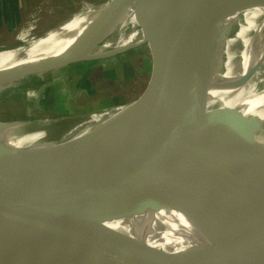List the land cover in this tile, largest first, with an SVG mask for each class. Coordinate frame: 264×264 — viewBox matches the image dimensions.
<instances>
[{
    "label": "water",
    "instance_id": "1",
    "mask_svg": "<svg viewBox=\"0 0 264 264\" xmlns=\"http://www.w3.org/2000/svg\"><path fill=\"white\" fill-rule=\"evenodd\" d=\"M134 2L105 0L93 7H103L100 21L109 25L110 31L93 44L87 58L68 53L47 61L28 58L19 65L18 61L30 49L25 42L0 50L21 49L8 62L9 67H16L0 72V102L47 85L76 69L117 64L124 76L123 92L99 109L51 122H0L51 132L37 143L39 147L48 144L58 149L64 134L76 125L96 115L136 106L120 126L111 129L101 141L80 146L74 156L55 152L49 154V163H42L0 145V264H232L249 252L182 259L147 245L145 239L137 238L144 244L137 243L104 225L118 224L148 209L174 211V193L100 217L79 214L78 210L100 190H106L108 198L118 196L138 180L136 176L141 172L175 165L242 140L249 143L255 121L233 108L207 110L209 90L222 93V97L214 96L222 102L264 110V97L261 104L254 101L264 93L262 35L260 41L253 36L240 53L227 61V66L224 60L207 69L186 67L198 59L201 45H178L189 36L179 37V31L174 29L188 14L187 10L191 12L201 4L247 6L264 4V0H151L139 5L134 13L148 15L143 28L156 53L153 61L140 58L131 46L99 50L116 41L115 28L130 13ZM199 18L190 17L183 26L198 31ZM63 23L33 39L45 38ZM73 35L74 32H67L65 39ZM240 63L246 70L242 77L240 70L236 72ZM226 73V80H218L225 78ZM41 122L42 125L36 124ZM228 191L224 206L238 215L247 229L264 236V215L249 212L256 197L264 192V163ZM263 249L264 245L256 261L262 258Z\"/></svg>",
    "mask_w": 264,
    "mask_h": 264
},
{
    "label": "bare ground",
    "instance_id": "2",
    "mask_svg": "<svg viewBox=\"0 0 264 264\" xmlns=\"http://www.w3.org/2000/svg\"><path fill=\"white\" fill-rule=\"evenodd\" d=\"M149 1L151 0H135L130 7V13L125 15L115 28L114 40L116 41L104 44L99 50L109 46H131L137 53L145 49L144 46L150 45V39L143 28L148 15L144 12L141 15L134 13V9ZM233 5H224L227 9L226 13L213 14V9L218 7V4L215 5L212 2L201 4L191 12L187 10L191 16L188 17L187 14L174 27V29L179 28L180 35H189L190 29L183 24L186 25L193 14L201 18L207 10V13L214 17L213 21L207 20L205 25L200 26L208 33L206 38L209 42H203V31H199L192 43L178 44L180 46L201 45L198 49V59L195 58L192 64L186 67L196 65L211 69L212 66L224 60L227 66V61L240 53L253 36H256L254 39L257 41L263 39L264 4ZM102 8L90 7L85 12L74 15L64 21L61 28L50 31L43 39L35 40L27 34L22 35L19 40L25 42L30 49L25 57L18 61V64L25 63V59L28 58L47 61L68 53H78L87 58L86 55L93 49V44L110 31L109 25L100 21L99 12ZM181 30L186 32L183 33ZM67 32H74V35L65 39ZM20 51L21 49L0 51V69L9 67L8 62L11 57ZM93 52L92 50L91 53ZM243 57L245 58V53ZM240 64L236 72L240 70L242 72L240 77H242L246 70L242 67L243 64ZM9 68L2 69L0 72ZM227 73L225 78H218V80H226ZM209 91L207 110L233 108L246 119L255 121L251 128L253 139H250L249 143H243L242 140L238 144L224 146L175 165L141 172L136 176L138 180L126 186L118 196L111 195L113 198H108L106 195L110 194L106 190H100L94 199L86 202L78 211L81 216L100 217L174 193L177 197L174 211L148 209L142 215L132 216L117 222L118 224L105 223L104 225L137 243L144 244L137 238L145 239L147 245L182 259L249 251L243 258H236L232 264H264V249L262 258L256 261L264 245V236H259L256 232L247 229L243 220L224 206L229 194L228 188L244 181L245 177L247 179L252 169L264 163V136H261L264 135V110L253 105L243 108L240 105L222 102L214 97H222V93ZM263 94L258 95L259 98L254 101L261 104ZM135 107L133 104L96 115L85 123L76 125L64 134L58 149H52L48 144L44 147L37 145L39 141L51 134L43 128L29 130L27 129L29 126L20 123L7 124L5 127L0 124V130L9 132L7 135L0 134V145L16 154L42 163H49V154L55 152H60L67 157L74 156L80 146L101 141L111 129L120 126L127 116L129 118L132 115ZM253 202L255 203L249 212L264 215V192L259 194ZM120 225L124 228L121 229Z\"/></svg>",
    "mask_w": 264,
    "mask_h": 264
},
{
    "label": "rangeland",
    "instance_id": "3",
    "mask_svg": "<svg viewBox=\"0 0 264 264\" xmlns=\"http://www.w3.org/2000/svg\"><path fill=\"white\" fill-rule=\"evenodd\" d=\"M102 1L105 0H42L38 6L29 7L25 12H21L19 18L15 20L11 32L7 31L9 28L5 29V27L0 26V50L23 44L24 42L19 40L22 35L27 34V36L36 37L74 15L81 14L88 8L102 3ZM2 2L3 0H0V3ZM224 7V5H219L213 9L212 13H226L227 9ZM1 13L2 11H0ZM192 17L195 20L198 19L194 14ZM213 18L206 10L205 15L199 18L201 19L200 26L205 25L207 20L212 19L213 21ZM190 31V34L187 35L189 39L185 42L192 43L199 31H203V42H209L206 38L208 33L201 27L198 28V31L191 29ZM181 32L185 33L186 31L181 30ZM181 36L179 34V37ZM144 47L145 49L139 50L136 54L147 61H153L156 53L152 48V43ZM146 60L144 61L147 62ZM99 67L102 68L99 77L95 74L90 75V78L88 77V79L93 80L91 86H88L90 80H88V84L86 82V76H88L90 69H76L57 77L47 85L0 102V122L38 120L51 122L52 120L87 113L112 103L124 90V76L117 64H105ZM96 68H92V70H96ZM36 124L42 125L43 122ZM1 125L5 127L7 124ZM8 133V131L0 130V134L7 135Z\"/></svg>",
    "mask_w": 264,
    "mask_h": 264
},
{
    "label": "crops",
    "instance_id": "4",
    "mask_svg": "<svg viewBox=\"0 0 264 264\" xmlns=\"http://www.w3.org/2000/svg\"><path fill=\"white\" fill-rule=\"evenodd\" d=\"M42 2V0H3L0 3V23L3 21L5 23H1V27H5L7 31L11 32V28H14V22L19 16L21 12H25L29 7L37 6ZM0 27V28H1Z\"/></svg>",
    "mask_w": 264,
    "mask_h": 264
},
{
    "label": "trees",
    "instance_id": "5",
    "mask_svg": "<svg viewBox=\"0 0 264 264\" xmlns=\"http://www.w3.org/2000/svg\"><path fill=\"white\" fill-rule=\"evenodd\" d=\"M100 72H102V68L101 67H97L96 68V70L95 69H90V72H89V74H88V76H86V78H87V80H86V82H87V84H88V80H90V82H89V85L88 86H91V84L93 83V80L92 79H88V77L91 75H93V74H95V76H97V77H99L100 76ZM90 78V77H89ZM82 85H83V83H81ZM16 97V96H15Z\"/></svg>",
    "mask_w": 264,
    "mask_h": 264
},
{
    "label": "built area",
    "instance_id": "6",
    "mask_svg": "<svg viewBox=\"0 0 264 264\" xmlns=\"http://www.w3.org/2000/svg\"><path fill=\"white\" fill-rule=\"evenodd\" d=\"M22 42V41H21Z\"/></svg>",
    "mask_w": 264,
    "mask_h": 264
}]
</instances>
